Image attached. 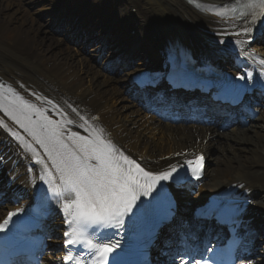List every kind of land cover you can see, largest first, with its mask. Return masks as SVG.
Returning a JSON list of instances; mask_svg holds the SVG:
<instances>
[{
    "label": "bare ground",
    "instance_id": "bare-ground-1",
    "mask_svg": "<svg viewBox=\"0 0 264 264\" xmlns=\"http://www.w3.org/2000/svg\"><path fill=\"white\" fill-rule=\"evenodd\" d=\"M198 1L218 5L229 0ZM109 5L116 6L112 17L106 14ZM132 7L137 8L136 14L131 12ZM123 15L124 18H121ZM110 24L111 31L108 28ZM234 25L208 10L195 8L187 0H81L80 4L74 3V0H0V80L35 104L46 105L48 103L44 98H52L65 111L67 120L72 121L68 128L83 134H86L84 128L87 127L80 126L82 120L79 115L86 116L81 113V103L87 102L93 111L101 114V122L114 132V146L134 159L141 158V164L154 169H169L170 165L182 164L185 152L204 151L208 161L214 164L212 173L206 175L195 194L186 191L187 194L180 199L182 207L179 212L192 215L207 198L224 190H233V193L246 191L252 200V211L247 213L251 214L253 223L259 225L264 222L263 97L259 100L251 98L260 103L258 112L243 121L236 119L238 126L230 130L226 128L231 122L225 129H207L195 123L161 121L154 115H147L141 108H135L131 99L121 97L118 79L108 76L96 63L88 65L81 47L75 46L91 41L99 43L101 48L105 47L107 53L118 47L123 67H127L129 57L140 54L135 50L139 45L142 53L137 64L155 67L160 62L163 44L157 46L154 41L148 40L149 34L155 35V32L164 40V50L182 47L194 60L215 62L223 54V46L227 45L222 41L239 38L232 33L241 28ZM131 27L138 29L136 35L129 33ZM57 29L66 31L64 37L56 34L59 32ZM9 32H13L10 39L6 38ZM211 33L218 34L220 40L217 43L208 38L213 36ZM124 39L133 45L127 43L123 46ZM219 43L221 47H218ZM254 49L264 57V46L258 44ZM249 50V47L246 48V51ZM77 64L81 65L78 71ZM139 70L132 67L125 75L130 76ZM71 79L78 82L73 84ZM118 97L127 103L117 106ZM56 112L60 113L59 110ZM13 132L17 136L14 137ZM0 136V188H7L11 182L5 190L9 195L4 194L6 201H3L4 206H0L1 210L15 208L7 201L12 199L16 202L15 193H20L22 188L24 194L33 193L32 200L35 192L29 188L35 183L33 174L29 172L32 171L30 165L27 170L31 155L26 146L33 145L31 136L2 112ZM17 137H21L27 145L18 141ZM14 162L17 163L16 168ZM255 227L264 232V224ZM62 239V234L46 238V248L53 256H42L41 264H61ZM261 241L264 237L258 238L257 245ZM254 252L249 251L251 260L242 259L239 264H264V252H256V257Z\"/></svg>",
    "mask_w": 264,
    "mask_h": 264
},
{
    "label": "snow or ice",
    "instance_id": "snow-or-ice-1",
    "mask_svg": "<svg viewBox=\"0 0 264 264\" xmlns=\"http://www.w3.org/2000/svg\"><path fill=\"white\" fill-rule=\"evenodd\" d=\"M244 6L251 9L253 22L258 15L264 16V0H248ZM241 15L246 14L241 12ZM251 31L250 27L245 28L243 34L249 35ZM252 78V73L238 77L240 80ZM0 107H3L2 103ZM5 111L45 150L58 173V183L50 173L46 183L53 197L65 201L63 212L70 229L64 233L66 245L84 246L101 261H105L118 247V242L107 244L94 240L89 229L94 231L97 227L122 226L125 217L132 216L144 207L142 198L152 196L157 187L162 186V182L179 184L185 179L179 170L183 165H170L168 170L159 173L146 171L120 153L110 141L103 139L102 129H93L91 139L72 133L68 139L74 147H70L64 141L63 123L48 119L35 105L25 103L18 96L9 102V108ZM33 111L39 113L40 122L32 120ZM12 135L15 137L17 133L13 132ZM202 161L201 156L195 161L186 160L185 165L193 175H198ZM15 215L9 213L8 220ZM8 220L0 224V231L4 230ZM64 259L72 264H80L71 253Z\"/></svg>",
    "mask_w": 264,
    "mask_h": 264
},
{
    "label": "rangeland",
    "instance_id": "rangeland-1",
    "mask_svg": "<svg viewBox=\"0 0 264 264\" xmlns=\"http://www.w3.org/2000/svg\"><path fill=\"white\" fill-rule=\"evenodd\" d=\"M80 1L79 0H74V3H76V4H78ZM114 7H116L115 5H111V6H109L108 7V11L109 10H111V12H113L114 13ZM124 17V16H123ZM63 34H64V32H63ZM12 35H13V32H9L7 35H6V38H8V39H10L11 37H12ZM69 37H67V39H68ZM69 41L71 40V39H68ZM79 46L81 47V53H82V55H83V57L87 60V61H89L88 62V65H93L94 64V56H92V55H95L97 52H93V51H91V49L95 46V44L93 43V44H91V43H89V44H86V45H81V44H79ZM91 48V49H90ZM44 52L45 53H48V51H45L44 50ZM132 58H134V56L132 57ZM97 62H99L100 63V61H99V58H98V61ZM103 63V62H102ZM101 63V64H102ZM81 65H79V64H77V68H76V70L78 71V68L80 67ZM148 66V65H147ZM79 73H80V71H79ZM107 74L108 75H112V76H114V77H116L117 79H119L118 81H117V85L119 86V88L120 89H122V93L120 94L121 95V97L123 96V97H128V90H127V88L125 89V82H124V80H125V78L124 77H121L120 76V78H118V73H117V71H115V69H114V71H113V73L111 74V73H108L107 72ZM81 76H85L83 73H81L80 74ZM71 81H72V83L73 84H76L78 81H77V79H71ZM85 83L87 82V78H85ZM122 99V98H121ZM117 101H116V104H117V106H121L122 104H125V103H127L126 101H122V100H120V97H118L117 99H116ZM231 128H233V127H231ZM230 130V129H229ZM213 167H214V164H211V166H209V168H208V170H207V172L208 173H212V169H213ZM184 196V195H183ZM1 206V205H0ZM0 212H1V210H0ZM259 250H262V248H258ZM45 256H48V253L47 254H45Z\"/></svg>",
    "mask_w": 264,
    "mask_h": 264
}]
</instances>
